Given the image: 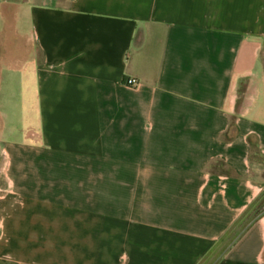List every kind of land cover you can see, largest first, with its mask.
<instances>
[{
    "label": "crops",
    "instance_id": "obj_1",
    "mask_svg": "<svg viewBox=\"0 0 264 264\" xmlns=\"http://www.w3.org/2000/svg\"><path fill=\"white\" fill-rule=\"evenodd\" d=\"M0 21L26 38L0 46V194L27 213L0 264H202L232 230L215 264H264V214L241 221L264 203V0H0Z\"/></svg>",
    "mask_w": 264,
    "mask_h": 264
},
{
    "label": "rangeland",
    "instance_id": "obj_2",
    "mask_svg": "<svg viewBox=\"0 0 264 264\" xmlns=\"http://www.w3.org/2000/svg\"><path fill=\"white\" fill-rule=\"evenodd\" d=\"M9 9V7H8ZM11 22L10 21H0V46H6L9 43H14L15 45H25L26 38L25 37H16L14 33H12L11 30L12 27L10 26ZM25 22H20L19 26L23 34L26 31V26ZM13 38H10V37ZM24 204V202L20 200H16L14 197H12L10 194L6 192H2L0 194V210L1 207L3 208V217H0V220L9 221L11 218L14 217L15 220L18 218L19 219H24L27 217L26 212H19V208ZM264 214V203L259 204L258 206H255L248 212L241 221L243 222V228L246 225V223L252 221L255 219L258 215ZM242 229V228H241ZM239 229V231L241 230ZM237 232L232 230L226 238H224L220 243L216 245V247L213 250V257L215 258L214 264L218 261V257L222 254V252L225 250L226 247H228L234 240L235 235ZM212 262L209 260L205 264H211Z\"/></svg>",
    "mask_w": 264,
    "mask_h": 264
},
{
    "label": "built area",
    "instance_id": "obj_3",
    "mask_svg": "<svg viewBox=\"0 0 264 264\" xmlns=\"http://www.w3.org/2000/svg\"><path fill=\"white\" fill-rule=\"evenodd\" d=\"M126 83L129 84V85L134 86V85L137 84V80L134 79V78H128V79L126 80Z\"/></svg>",
    "mask_w": 264,
    "mask_h": 264
},
{
    "label": "trees",
    "instance_id": "obj_4",
    "mask_svg": "<svg viewBox=\"0 0 264 264\" xmlns=\"http://www.w3.org/2000/svg\"><path fill=\"white\" fill-rule=\"evenodd\" d=\"M214 255L213 254H210L203 262H202V264H205V263H207L209 260L212 262L211 264H214V261H212V260H214L215 258L213 257Z\"/></svg>",
    "mask_w": 264,
    "mask_h": 264
}]
</instances>
